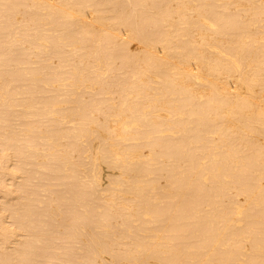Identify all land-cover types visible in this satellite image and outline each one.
Listing matches in <instances>:
<instances>
[{"label":"bare ground","instance_id":"bare-ground-1","mask_svg":"<svg viewBox=\"0 0 264 264\" xmlns=\"http://www.w3.org/2000/svg\"><path fill=\"white\" fill-rule=\"evenodd\" d=\"M0 264H264V0H0Z\"/></svg>","mask_w":264,"mask_h":264}]
</instances>
